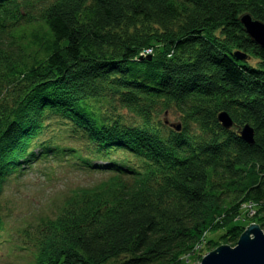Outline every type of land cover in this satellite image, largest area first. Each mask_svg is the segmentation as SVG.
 Wrapping results in <instances>:
<instances>
[{
	"label": "trees",
	"instance_id": "1",
	"mask_svg": "<svg viewBox=\"0 0 264 264\" xmlns=\"http://www.w3.org/2000/svg\"><path fill=\"white\" fill-rule=\"evenodd\" d=\"M30 5L0 0V34L12 25L9 41L21 39L0 47V92L10 89L0 99V192L32 165V142L51 116L71 123L100 158L142 164L89 165L111 176L78 188L55 219L38 220L34 264H184L211 227L235 246L243 228L231 218L243 204L257 206L264 233V49L238 21L250 14L264 23V0H48L26 18ZM170 107L179 132L153 122ZM117 108L140 124L120 123ZM221 112L232 129L217 121ZM244 125L252 146L236 134ZM38 147L43 157L61 152Z\"/></svg>",
	"mask_w": 264,
	"mask_h": 264
},
{
	"label": "rangeland",
	"instance_id": "2",
	"mask_svg": "<svg viewBox=\"0 0 264 264\" xmlns=\"http://www.w3.org/2000/svg\"><path fill=\"white\" fill-rule=\"evenodd\" d=\"M30 2V7L24 10L26 18L36 17L46 6L48 0H30ZM8 30L9 33L0 34V39L7 40L0 46L2 49L21 41L17 38L9 41L10 36H14L11 33L14 27L9 25ZM8 42H11L12 45H8ZM17 46L19 45L14 46V49L9 53L18 54ZM146 51L142 52L139 57L147 58L151 55L146 54ZM22 55L23 61L30 63L29 57H25L24 53ZM244 62L252 67L257 64V61L250 58ZM9 90L7 87L2 89L0 99L8 98ZM115 113L120 123L126 126L140 124L137 117L126 111L117 108ZM153 117V122H158L163 126H167L165 124L167 122L168 124H179L180 130L183 128L181 119L173 107ZM44 124L46 125L44 131L32 142V146H34L32 150L36 158L32 165L20 175L11 174L2 184L0 192V264H34L37 255L35 228L38 220L55 219L63 210L65 201L78 188H89L111 176L109 173L88 169L89 165L96 167L110 162L127 161L133 168H142L141 161L119 153H111L107 158H100L95 154L93 146L89 144L84 135L80 131L75 132L71 123H64L59 117L51 116L49 121ZM191 128L194 130V127ZM41 144L57 148L61 151L60 155L57 158L41 156V148L38 147ZM74 161L80 163L83 169L74 164L76 163ZM257 212L256 205L243 204L237 215L231 218V222L235 226L242 227L243 233L249 225H257ZM211 230L205 234L202 244L195 247L192 255L183 258L184 264H200L208 253L213 252L219 246L230 247L220 241L226 230L223 231L220 228L213 231V227ZM210 240L215 246L208 249L205 244ZM122 259L123 257H117L108 263L116 264Z\"/></svg>",
	"mask_w": 264,
	"mask_h": 264
},
{
	"label": "water",
	"instance_id": "3",
	"mask_svg": "<svg viewBox=\"0 0 264 264\" xmlns=\"http://www.w3.org/2000/svg\"><path fill=\"white\" fill-rule=\"evenodd\" d=\"M238 21L252 43L264 49V23L253 19L250 14L241 15ZM233 57L241 62L249 59V56L241 52H235ZM217 121L224 130H230L233 127L232 120L225 112L217 115ZM165 124L168 123L165 122ZM168 126L175 132L180 131L179 124ZM236 134L246 145L254 144V131L248 125L236 129ZM200 264H264V233L257 225H249L240 235L234 247L219 246L213 252L208 253Z\"/></svg>",
	"mask_w": 264,
	"mask_h": 264
},
{
	"label": "built area",
	"instance_id": "4",
	"mask_svg": "<svg viewBox=\"0 0 264 264\" xmlns=\"http://www.w3.org/2000/svg\"><path fill=\"white\" fill-rule=\"evenodd\" d=\"M151 52H152V51H151L150 49H148L145 53H146V54H151ZM140 54H141V53H140ZM139 56H140V55H139Z\"/></svg>",
	"mask_w": 264,
	"mask_h": 264
}]
</instances>
